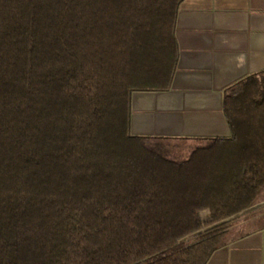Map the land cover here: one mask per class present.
I'll use <instances>...</instances> for the list:
<instances>
[{
	"label": "trees",
	"instance_id": "obj_1",
	"mask_svg": "<svg viewBox=\"0 0 264 264\" xmlns=\"http://www.w3.org/2000/svg\"><path fill=\"white\" fill-rule=\"evenodd\" d=\"M183 1L0 0V264H207L255 203L264 71L226 91L228 137L131 133Z\"/></svg>",
	"mask_w": 264,
	"mask_h": 264
},
{
	"label": "crops",
	"instance_id": "obj_2",
	"mask_svg": "<svg viewBox=\"0 0 264 264\" xmlns=\"http://www.w3.org/2000/svg\"><path fill=\"white\" fill-rule=\"evenodd\" d=\"M177 59L166 90L131 96V133L191 143L230 135L226 91L264 71V0H184ZM238 232L207 264H264V189Z\"/></svg>",
	"mask_w": 264,
	"mask_h": 264
},
{
	"label": "rangeland",
	"instance_id": "obj_3",
	"mask_svg": "<svg viewBox=\"0 0 264 264\" xmlns=\"http://www.w3.org/2000/svg\"><path fill=\"white\" fill-rule=\"evenodd\" d=\"M179 145H189V143L185 144L183 142H178ZM175 153L177 155H185V148H182L180 146H176V150H175ZM187 154V153H186ZM257 200L258 198L256 199L255 203L252 204L251 207H249L247 210L241 212L240 214L234 216L231 220H230V226H229V229H228V232L225 234L224 238H223V241H228L229 239H231L237 232H238V229H237V222L240 224V222H243L244 224H246L245 220L247 218V216L249 214H251L252 210L255 208L256 204H257ZM204 218L206 219L207 218V214L204 213L203 214Z\"/></svg>",
	"mask_w": 264,
	"mask_h": 264
}]
</instances>
